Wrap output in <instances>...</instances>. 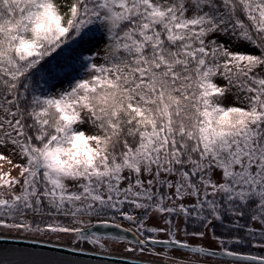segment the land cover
<instances>
[{
  "label": "snow or ice",
  "instance_id": "6c2138e0",
  "mask_svg": "<svg viewBox=\"0 0 264 264\" xmlns=\"http://www.w3.org/2000/svg\"><path fill=\"white\" fill-rule=\"evenodd\" d=\"M0 161V264H264V0H0Z\"/></svg>",
  "mask_w": 264,
  "mask_h": 264
},
{
  "label": "water",
  "instance_id": "95a60500",
  "mask_svg": "<svg viewBox=\"0 0 264 264\" xmlns=\"http://www.w3.org/2000/svg\"><path fill=\"white\" fill-rule=\"evenodd\" d=\"M101 231L103 232L105 230H101ZM108 231L116 233L117 230L112 229V230H108ZM4 244H5V246H19V247H28L29 246V242L28 241L17 242L15 245L13 244V242L6 241V242H4ZM33 247H38V246H33ZM49 254H51V253H49ZM64 255L68 259H75L78 262V264H102V258H100V257L70 255L68 253H64ZM107 259L109 261H116L117 264H120V262L118 260V257H116V256H110Z\"/></svg>",
  "mask_w": 264,
  "mask_h": 264
},
{
  "label": "rangeland",
  "instance_id": "374dc122",
  "mask_svg": "<svg viewBox=\"0 0 264 264\" xmlns=\"http://www.w3.org/2000/svg\"><path fill=\"white\" fill-rule=\"evenodd\" d=\"M5 155H8L7 152L4 153ZM14 162H16L14 160ZM11 169V165H9L6 161H0V172H8L9 170ZM18 169H15V170H12L11 171V174L13 176L17 175L18 174ZM114 249L117 251V252H120L122 251L123 249V245H120V244H117V245H113Z\"/></svg>",
  "mask_w": 264,
  "mask_h": 264
},
{
  "label": "bare ground",
  "instance_id": "6f19581e",
  "mask_svg": "<svg viewBox=\"0 0 264 264\" xmlns=\"http://www.w3.org/2000/svg\"><path fill=\"white\" fill-rule=\"evenodd\" d=\"M84 247H86V248H90L91 246H90V245H87V244H85V245H84Z\"/></svg>",
  "mask_w": 264,
  "mask_h": 264
}]
</instances>
